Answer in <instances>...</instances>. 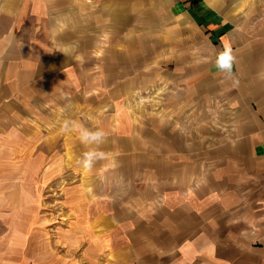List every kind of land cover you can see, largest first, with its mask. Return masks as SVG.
Returning a JSON list of instances; mask_svg holds the SVG:
<instances>
[{
	"label": "crops",
	"instance_id": "obj_1",
	"mask_svg": "<svg viewBox=\"0 0 264 264\" xmlns=\"http://www.w3.org/2000/svg\"><path fill=\"white\" fill-rule=\"evenodd\" d=\"M222 42L235 86L214 67ZM155 84L171 93L142 118L132 98ZM91 103L113 110L75 117ZM63 109L61 125L106 131L103 155L85 169L88 146L63 139L87 176L62 236L21 264H264V0H0V154L56 134ZM10 234L0 264H19Z\"/></svg>",
	"mask_w": 264,
	"mask_h": 264
},
{
	"label": "rangeland",
	"instance_id": "obj_2",
	"mask_svg": "<svg viewBox=\"0 0 264 264\" xmlns=\"http://www.w3.org/2000/svg\"><path fill=\"white\" fill-rule=\"evenodd\" d=\"M173 51L175 49L172 48L171 52ZM172 64L169 62L165 66L171 67ZM168 93L171 92L167 89L162 90L160 85L155 84L150 90L137 92L132 98L134 105L128 108L140 117L152 112L161 114L162 101ZM129 96L121 97L120 100L123 102ZM111 104L97 106L91 103L87 107L71 109H74L75 117L94 122L98 115L113 110ZM61 112L58 115L59 122L54 126L58 131L56 134L47 136L48 132L45 130L44 133H37L36 138L23 141L24 143L5 144V147H9L10 153L0 154V210L9 212L4 213V219L0 218V227H9L11 247L8 252L11 256L14 255L13 259L18 260L19 264L23 262L21 258L23 254L33 256L39 242L45 245L59 240L62 236V227L67 221L66 212L72 210L66 204L67 189L71 190L73 185L82 183V178L87 176L82 168L79 169L64 159L62 152L64 150L61 146L63 139L77 133L63 129L60 120L63 119L65 109ZM110 129H114V126L112 125ZM47 137L57 138L56 147L54 151L44 156L42 154V157L39 151L45 148V143L50 146ZM42 138L46 141H41ZM38 155L42 161L36 163ZM67 176H72V179L66 180ZM1 196L8 197L9 204L3 203ZM60 253L65 254L66 251L61 249Z\"/></svg>",
	"mask_w": 264,
	"mask_h": 264
},
{
	"label": "clouds",
	"instance_id": "obj_3",
	"mask_svg": "<svg viewBox=\"0 0 264 264\" xmlns=\"http://www.w3.org/2000/svg\"><path fill=\"white\" fill-rule=\"evenodd\" d=\"M235 63L236 55L231 45L222 42L220 50L215 54L214 67L225 81L231 82L234 86L238 84L233 72ZM62 127L65 130L76 132L82 143L88 146L89 150L83 153L80 163L85 169H91L94 162L103 155L98 152L97 148L105 141L106 131L99 127L91 128L85 123L76 120H65Z\"/></svg>",
	"mask_w": 264,
	"mask_h": 264
}]
</instances>
